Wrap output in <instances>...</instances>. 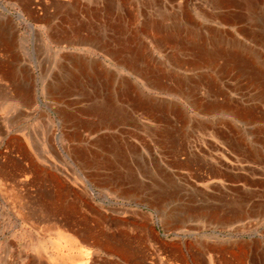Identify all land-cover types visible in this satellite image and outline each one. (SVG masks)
Here are the masks:
<instances>
[{
    "label": "rangeland",
    "instance_id": "374dc122",
    "mask_svg": "<svg viewBox=\"0 0 264 264\" xmlns=\"http://www.w3.org/2000/svg\"><path fill=\"white\" fill-rule=\"evenodd\" d=\"M54 1L0 0V24L7 16L16 31L12 50L4 49L0 37V62L28 84L23 106L0 111V264H263L264 0H156L155 12L165 14L170 24L186 18L208 29L218 23L219 39L205 34L206 48L197 59L199 68L204 65L198 70L204 81L197 85L228 97L207 108L219 119L206 122L215 137L199 139L202 146L190 151L212 166L214 176L190 174L181 187L145 185L162 193L159 203L134 186L101 185L86 176L84 155L53 152L54 121L60 115L54 80L78 73L68 68L69 50L46 36L59 25L53 20ZM42 41L54 55H38ZM129 63L119 67L131 81ZM109 83L112 98L116 83ZM17 84L0 83L3 98H17ZM125 96L131 104L132 90ZM181 126L175 128L187 130ZM149 131L127 132L107 156L116 163L111 172L123 175L120 182H132L124 176L134 165L169 164L172 145L158 146L161 133ZM225 168L229 180L221 176ZM138 182L147 183L142 177Z\"/></svg>",
    "mask_w": 264,
    "mask_h": 264
},
{
    "label": "crops",
    "instance_id": "0c3cea01",
    "mask_svg": "<svg viewBox=\"0 0 264 264\" xmlns=\"http://www.w3.org/2000/svg\"><path fill=\"white\" fill-rule=\"evenodd\" d=\"M52 9L55 17L53 20L57 19L59 23L58 26L53 25L52 43L63 50H69L68 68L78 70L77 74L70 72L68 78L60 77L58 82L54 80L53 97L54 102L59 99L60 115L54 121L53 135L56 138L53 152L84 155L86 176L102 181L101 185L181 187L186 183L180 181L187 182L190 174L195 178L214 176L212 166L199 161L195 153L190 151L199 150L202 146L199 139L215 137V131L207 129L206 122H218L219 119L213 118V113L207 108L222 105L228 98L214 95L212 90L197 85L204 76L201 75L202 80L198 78V70L201 71L204 65L199 68L197 59L206 48L205 34H215L219 39L216 29L218 23L212 22L206 29L198 20L189 21L185 18L175 26L166 21L165 14L155 12L156 0H55ZM0 28H6L3 32L7 36L10 35L9 31H15L10 18L1 23ZM210 44L211 47L207 49L212 51L213 39ZM125 60H129L132 65V70L128 72L131 81L125 77L123 68L119 67L130 65ZM201 74H204V70ZM18 75L14 74L13 69L7 70L4 61L0 62V83L13 80L18 83V97L15 99L3 98L4 88L0 85V92L3 91L0 94V105H3V99L9 101L8 107L23 106L27 101L28 84ZM110 81L116 83L112 98L108 90ZM130 89L134 96L131 104L125 98ZM144 91L155 94L154 98H147ZM144 123L150 124L152 128ZM181 125H185L187 130L175 128H181ZM149 130L161 133L162 136L156 137L158 146L174 144V153L167 156L169 164L134 165L128 168L124 176V179L130 178L132 182H120L123 175L111 172V165L116 163L107 156L116 151L118 140L125 139L127 132L146 134L150 133ZM140 140L138 138L139 145L142 143ZM107 164L108 169L105 168ZM223 170L222 178L229 180L230 172L227 168ZM141 177L147 183H139ZM115 179L112 183L103 182ZM62 262L60 260L59 264H68ZM96 264L108 262L101 260Z\"/></svg>",
    "mask_w": 264,
    "mask_h": 264
},
{
    "label": "bare ground",
    "instance_id": "6f19581e",
    "mask_svg": "<svg viewBox=\"0 0 264 264\" xmlns=\"http://www.w3.org/2000/svg\"><path fill=\"white\" fill-rule=\"evenodd\" d=\"M47 1V0H46ZM86 1V0H85ZM115 1V0H114ZM70 2V1H69ZM248 2V1H247ZM145 3V2H144ZM30 4V3H29ZM79 4V3H78ZM147 4V3H146ZM150 4V3H149ZM249 4H251V3H249ZM108 5V4H107ZM144 5V4H143ZM254 5V4H253ZM251 6V5H250ZM3 7V6H2ZM38 6L37 5H35V8H37ZM84 7V6H83ZM86 7V6H85ZM100 7V6H99ZM105 7V6H104ZM108 7V6H107ZM258 7V6H257ZM93 8V7H92ZM149 8V7H148ZM250 8V7H249ZM254 8V7H253ZM30 9V8H29ZM87 9V8H86ZM106 9V8H105ZM112 9V8H111ZM255 9V8H254ZM3 10L4 11H6L7 13L9 12L8 10H6V8H3ZM73 10V9H72ZM63 11V10H62ZM98 11V10H97ZM250 11V10H249ZM251 12H252V10H251ZM97 13V12H96ZM159 13V12H158ZM59 14V13H58ZM68 14V13H67ZM97 14H99V13H97ZM108 14H110V13H108ZM113 14V13H112ZM118 14V13H117ZM217 14V13H216ZM19 16H18V18H19V20H21V21H23L24 22V16L20 13V14H18ZM61 15V14H60ZM65 16V15H64ZM145 16V15H144ZM211 17V16H210ZM6 18H9V17H7L6 16ZM53 18H55V17H53ZM89 18V17H88ZM100 18V17H99ZM111 19V18H110ZM115 19V18H114ZM120 19V18H119ZM151 19V18H150ZM163 19V18H162ZM244 19H245V17H244ZM107 20V19H106ZM165 20V19H164ZM218 21V20H217ZM226 21V20H225ZM246 21V20H245ZM262 21V20H261ZM264 21V20H263ZM63 22V21H62ZM229 22V21H228ZM8 23V22H7ZM153 23V22H152ZM69 24V23H68ZM119 24V23H118ZM155 24V23H154ZM189 24V23H188ZM260 24V23H259ZM6 25H8V24H6ZM112 25V24H111ZM151 26V25H150ZM176 26V25H175ZM260 26V25H259ZM29 27H30V29L33 31V32H35V30H34V28H33V26L32 25H30L29 24ZM147 27V26H146ZM262 27V26H261ZM4 28V27H3ZM8 28V27H7ZM117 28V27H116ZM158 28V27H157ZM53 29V28H52ZM78 29H79V27H78ZM132 29V28H131ZM260 29V28H259ZM264 29V28H263ZM3 30H6V28L5 29H1L0 28V37L3 39V44H5V46H6V48L4 47V49H6V50H8V49H10V50H12V47L14 48V45L16 44L15 43V40H16V32L14 31H9V33H10V35H5L6 33L5 32H3ZM13 30V29H12ZM51 30V29H50ZM46 31V33H48L49 35H46L47 37H49V40L52 42V39H53V30L52 31ZM61 30V29H60ZM182 30V29H181ZM99 31V30H98ZM117 31V30H116ZM180 31V30H179ZM226 31V30H225ZM147 32V31H146ZM162 32H163V30H162ZM242 32V31H241ZM254 32V31H253ZM264 32V31H263ZM88 33V32H87ZM134 33V32H133ZM62 34V33H61ZM69 34V33H68ZM105 34V33H104ZM121 34V33H120ZM138 34V33H137ZM256 34V33H255ZM70 35V34H69ZM111 35V34H110ZM200 35V34H199ZM257 35V34H256ZM35 36H37V35H35ZM44 36V35H43ZM78 36V35H77ZM128 36V35H127ZM253 36V35H252ZM80 37V36H79ZM165 37H166V33H165ZM99 38V37H98ZM153 38V37H152ZM180 38H182V37H180ZM36 39V38H35ZM124 40V39H123ZM132 40V39H131ZM134 40H136V39H134ZM153 40V39H152ZM157 40V39H156ZM160 40V39H159ZM235 40V39H234ZM41 41V40H40ZM49 41V42H50ZM107 42V41H106ZM260 42V41H259ZM100 43V42H99ZM115 43V42H114ZM199 43V42H198ZM234 43V42H233ZM37 44H39L40 45V47L38 48V55H43V54H45V53H49V54H51V55H54L52 52H53V49L50 47V46H47L46 45V42L45 41H42L41 43H37ZM45 44V45H44ZM62 44V43H61ZM106 44V43H105ZM167 44V43H166ZM50 45V44H49ZM103 45V44H102ZM220 45V44H219ZM235 45V44H234ZM4 46V45H3ZM109 46V45H108ZM133 46H135V45H133ZM160 46V45H159ZM166 46V45H165ZM45 47V48H44ZM143 47V46H142ZM181 47V46H180ZM50 48V49H49ZM97 48V47H96ZM105 48V47H104ZM132 48V47H131ZM252 49V48H251ZM2 50V49H1ZM164 50V49H163ZM182 50V49H181ZM9 51V50H8ZM165 51V50H164ZM11 52V51H10ZM136 54V53H135ZM198 54V53H197ZM261 54V53H260ZM130 55V54H129ZM185 55V54H184ZM183 55V56H184ZM256 55V54H255ZM10 56V55H9ZM259 56V55H258ZM1 57V56H0ZM13 57V56H12ZM64 58V57H63ZM69 58V57H68ZM125 58V57H124ZM131 58V57H130ZM134 58V57H133ZM247 58V57H246ZM250 58V57H249ZM259 58V57H258ZM3 59V58H2ZM8 59V58H7ZM138 59V58H137ZM84 60V59H83ZM3 62V61H2ZM181 62V61H180ZM196 62V61H195ZM194 62V63H195ZM200 63V62H199ZM95 64V63H94ZM93 64V65H94ZM186 64H188V63H186ZM196 64V63H195ZM202 64V63H201ZM185 65V64H184ZM2 66V65H1ZM193 66V65H192ZM226 66V65H225ZM229 66V65H228ZM3 67V66H2ZM80 67V66H79ZM146 69V68H145ZM187 69V68H186ZM14 71V70H13ZM26 71V70H25ZM7 72V71H6ZM10 72V71H9ZM83 72V71H82ZM158 72V71H157ZM238 72V71H237ZM111 73V72H110ZM15 74V73H14ZM145 74V73H144ZM143 74V75H144ZM149 74V73H148ZM153 74V73H152ZM13 75V74H12ZM113 75V74H112ZM109 76V75H108ZM172 76V75H171ZM160 77V76H159ZM170 77V76H169ZM156 78V77H155ZM168 78V77H167ZM48 79V78H47ZM173 79V78H172ZM101 80V79H100ZM202 80V79H201ZM29 81V80H28ZM162 81V80H161ZM204 81V80H203ZM91 82V81H90ZM183 82V81H182ZM173 84H175V83H173ZM59 85V84H58ZM49 86V85H48ZM106 86V85H105ZM110 86V85H109ZM112 86V85H111ZM131 86H132V84H131ZM171 86V85H170ZM7 87V86H6ZM170 88V87H169ZM156 89V88H155ZM208 89V88H207ZM49 90V89H48ZM193 90V89H192ZM17 91V90H16ZM106 91V90H105ZM129 91V90H128ZM186 91H188V90H186ZM22 92V91H21ZM137 92V91H136ZM174 92H176V91H174ZM3 94V93H2ZM5 94V93H4ZM49 95V94H48ZM70 95V94H69ZM22 96V95H21ZM84 96V95H83ZM225 96V95H224ZM14 97V96H13ZM17 97V96H16ZM126 97V96H125ZM207 97V96H206ZM25 98V97H24ZM88 98V97H87ZM123 98V97H122ZM12 99V98H11ZM10 99V100H11ZM199 99V98H198ZM224 99H225V97H224ZM1 100V99H0ZM127 100V99H126ZM219 100V99H218ZM227 100V99H226ZM93 101V100H92ZM142 101V100H141ZM220 101H222V100H220ZM80 102V101H79ZM90 102V101H89ZM146 102V101H145ZM104 103V102H103ZM106 103V102H105ZM8 104H9V101L7 100V99H3V105H0V111H7V108H8ZM200 104V103H199ZM202 104V103H201ZM168 105V104H167ZM207 105V104H206ZM114 107V106H113ZM137 107V106H136ZM93 109V108H92ZM112 109V108H111ZM125 109V108H124ZM167 109V108H166ZM108 110V109H107ZM114 109H112V111H113ZM92 111V110H91ZM90 111V112H91ZM99 111H101V110H99ZM144 111V110H143ZM201 111V110H200ZM93 112V111H92ZM115 112V111H114ZM103 113V112H102ZM91 114V113H90ZM148 114V113H147ZM171 114H172V112H171ZM180 114V113H179ZM145 115V114H144ZM156 115V114H155ZM154 115V116H155ZM131 118V117H130ZM152 118V117H151ZM160 118V117H159ZM178 118V117H177ZM182 118V117H181ZM128 119V118H127ZM108 121V120H107ZM133 121H134V119H133ZM93 122V121H92ZM155 122V121H154ZM118 123V122H117ZM93 124V123H92ZM183 124V123H182ZM185 124V123H184ZM101 125V124H100ZM127 125V124H126ZM137 125V124H136ZM197 125V124H196ZM105 126V125H104ZM164 126V125H163ZM2 130V129H1ZM201 130H203L202 128H201ZM214 131V130H213ZM2 133H3V130H2ZM171 135V134H170ZM169 135V136H170ZM1 136V135H0ZM167 136H168V134H167ZM166 136V137H167ZM69 140V139H68ZM14 141V140H13ZM173 146H174V144H173ZM172 146V147H173ZM111 148V147H110ZM80 160V159H79ZM88 165V164H87ZM31 168V167H30ZM159 172V171H158ZM150 177V176H149ZM22 180V179H21ZM28 183H30V182H28ZM141 186V185H140ZM145 186V185H144ZM139 187L138 189L142 192V193H144V194H147L148 195V197H151L152 198V200L154 201V202H157V203H159V202H161L162 201V199H161V194L159 193V191H158V193H156L155 191V193L154 192H152L151 191V189L152 188H150V187ZM135 187V186H134ZM168 188V187H167ZM139 191V192H140ZM163 191V190H162ZM161 191V192H162ZM122 192V191H121ZM143 194V195H144ZM29 195V194H28ZM67 196V195H66ZM144 196H146V195H144ZM40 198V197H39ZM168 198V197H167ZM42 199V198H41ZM151 203V202H150ZM39 209V208H38ZM52 209V208H51ZM230 209V208H229ZM256 211V210H255ZM209 213V212H208ZM219 213V212H218ZM253 213V212H252ZM251 213V214H252ZM232 215V214H231ZM250 216V215H249ZM58 224V223H57ZM68 225V224H67ZM226 227V226H225ZM126 229V228H125ZM83 231V230H82ZM119 231V230H118ZM126 233V232H125ZM84 236V235H83ZM82 236V237H83ZM86 237V236H85ZM121 241V240H120ZM119 243V242H118ZM109 244V243H108ZM126 245V244H125ZM121 249V248H120ZM221 250H223V249H221ZM123 251V250H122ZM223 253V252H222ZM226 253V252H225ZM132 258V257H131ZM166 258V257H165ZM225 260V259H224ZM226 260H227V258H226ZM144 261V260H143ZM157 261V260H156ZM229 261V260H228ZM149 263V262H148ZM264 264V263H263Z\"/></svg>",
    "mask_w": 264,
    "mask_h": 264
}]
</instances>
